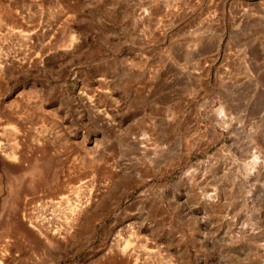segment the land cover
Wrapping results in <instances>:
<instances>
[{
  "label": "rangeland",
  "instance_id": "rangeland-1",
  "mask_svg": "<svg viewBox=\"0 0 264 264\" xmlns=\"http://www.w3.org/2000/svg\"><path fill=\"white\" fill-rule=\"evenodd\" d=\"M0 264H264V0H0Z\"/></svg>",
  "mask_w": 264,
  "mask_h": 264
},
{
  "label": "bare ground",
  "instance_id": "bare-ground-1",
  "mask_svg": "<svg viewBox=\"0 0 264 264\" xmlns=\"http://www.w3.org/2000/svg\"><path fill=\"white\" fill-rule=\"evenodd\" d=\"M6 155H9V154H6ZM11 155V154H10ZM12 156V155H11ZM11 156H10V158H11ZM9 157V156H8ZM14 157V156H13ZM125 237V236H124ZM128 237V236H127ZM123 240V239H122ZM127 241V240H126ZM114 243V242H113ZM124 243V242H123ZM128 245H129V243H125L124 245H123V248L121 249V251H126V249H128L127 247H128ZM145 245V244H144ZM135 249V248H134ZM142 252V251H141ZM123 253V252H122ZM152 253V252H151ZM149 262V261H148Z\"/></svg>",
  "mask_w": 264,
  "mask_h": 264
}]
</instances>
